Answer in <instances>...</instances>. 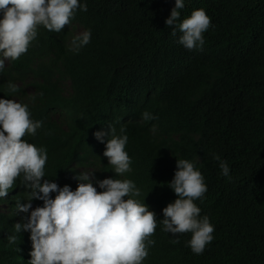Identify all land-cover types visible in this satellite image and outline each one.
Here are the masks:
<instances>
[{
    "label": "clouds",
    "instance_id": "clouds-1",
    "mask_svg": "<svg viewBox=\"0 0 264 264\" xmlns=\"http://www.w3.org/2000/svg\"><path fill=\"white\" fill-rule=\"evenodd\" d=\"M87 5L91 0H0V82L10 67L0 83V215L12 219L13 229L1 234L11 264H143L151 236L170 249L182 237L201 255L215 231L205 177L193 161L150 150L159 116L147 109L142 77L154 92L152 78L137 59L105 75L94 57L114 21L97 22ZM184 7L175 0L165 20L136 30L135 50L157 45L175 73L193 58L180 61L169 44L197 59L212 26L204 9L185 18ZM105 25L109 35L99 31ZM219 95L200 100V110L193 100L182 115L199 128L214 126L204 114ZM214 159L230 180L228 163Z\"/></svg>",
    "mask_w": 264,
    "mask_h": 264
},
{
    "label": "trees",
    "instance_id": "trees-1",
    "mask_svg": "<svg viewBox=\"0 0 264 264\" xmlns=\"http://www.w3.org/2000/svg\"><path fill=\"white\" fill-rule=\"evenodd\" d=\"M91 5L86 13L97 22L104 17L114 21L109 25L112 37L94 57L103 61L105 75L119 64L125 70L137 59L139 71L152 78L154 92L142 77L147 109L159 116L148 135L150 150L193 161L208 185L204 206L215 231L203 254L192 253L182 237L170 249L166 239L151 236L155 244L143 264H264V0H185L181 16L204 9L212 26L204 33L206 51L197 59L169 44L180 61L193 58L181 73L158 55L157 45L150 44L142 54L135 50L137 28L161 23L175 0H91ZM106 27L99 31L109 35ZM134 64L128 67L132 71ZM9 72L10 67L3 71L1 85ZM212 93L220 95L206 105L204 116L214 126L191 124L189 113L182 115L185 107L194 100L200 110V100ZM224 100L231 103L223 105ZM59 137L56 143L65 145L64 136ZM29 139L39 144L35 136ZM215 156L228 163L230 180L221 175ZM161 196L166 200L169 194ZM10 200L7 209L13 210L16 200ZM6 217L0 215V264L13 262V251L1 235L13 229L11 217L4 222Z\"/></svg>",
    "mask_w": 264,
    "mask_h": 264
}]
</instances>
